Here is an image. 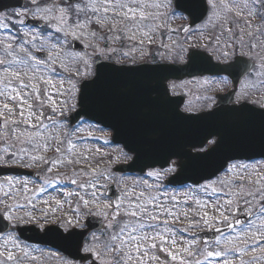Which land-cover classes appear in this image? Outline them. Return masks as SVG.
<instances>
[{
	"label": "snow or ice",
	"instance_id": "6c2138e0",
	"mask_svg": "<svg viewBox=\"0 0 264 264\" xmlns=\"http://www.w3.org/2000/svg\"><path fill=\"white\" fill-rule=\"evenodd\" d=\"M30 4L31 7L25 12H30L33 19L42 23L22 33L9 31L8 35L0 38V133H2L0 140L8 142L14 138L16 142L31 147H21L18 151L12 152L4 148L5 155L0 156V162L7 164L6 157H10L13 162L19 161L23 167L43 166L46 175L53 173L55 169L56 175L47 176L43 180L38 189L40 192L45 191V185L58 180H67L75 186L74 190L66 191L64 194L79 198V204L74 209L76 216L63 222L58 221L56 227L79 224L80 205L84 209L96 207L98 209L96 215L103 216L107 221V228L111 230L108 241L103 245L104 253L111 259L104 260L101 264H151L153 261L155 264H168L169 261L172 264H210L211 258H216L218 264H251V261L244 259V256L249 254L246 252L249 241L254 245L251 248L252 252L259 247L264 253V168L257 171L254 165L243 162L231 163L216 180L188 188L183 193V199H179L177 195H168L166 198L155 196L152 194L154 185L139 180L131 191L125 190L123 199L115 204L104 203L100 189L105 188L106 184L102 181H112L115 177L106 174L104 170L92 167L88 155L74 151L77 148L74 141L83 139L76 136L80 128L74 132H66L63 136H49L44 138L42 143L36 139L42 137L41 129L47 132L50 127L66 126L51 116L45 117L43 109L46 106H49L54 114L59 112L61 116L66 110L71 111L76 107L75 104H69L68 99L57 101L53 98L52 92L57 96L67 94L69 99H76V93H80L78 102H82V107L86 108L87 90L96 83V79L85 83L81 90L77 88L74 80L66 77L64 73L72 72L73 66L78 64L82 67H75L73 73L75 77L84 79L95 75L92 71L95 58L110 59L112 54L119 51L112 45L120 41L122 36L134 42L129 51L121 53L123 58L131 57L133 63L135 53H139L141 57L151 54L154 57L160 56L161 59H170L173 65L184 66L155 67L150 68L151 70L182 71L185 67L192 66L199 55L197 50H189L184 44L175 41L165 44L161 40L157 50L150 53L145 43L147 41L149 46L155 43L154 34L157 31H176L168 27L167 17L175 16L176 9H182L191 15L189 8L182 5L180 0H152L151 3L148 0H30ZM199 6L202 12L198 19L204 22L205 27L211 24L213 28L220 27L221 33L229 34L231 44L225 41L224 50L217 46L215 49L218 53L217 59L229 57L228 48L234 49L239 46L252 50L264 47V40H261V37H264V0H199ZM148 9L164 11L151 12ZM23 14L25 13L18 15ZM234 18L244 19L245 28L252 27L253 19L260 20L262 24L255 32H245V28H239L237 34L233 28L228 27L230 24L239 27L238 19ZM126 21L130 23H125ZM19 23L23 25L25 21L20 20ZM245 35L249 38L247 41L244 39ZM70 41L86 42L87 47L91 48V53L81 54L72 50L75 45L70 44ZM243 55L241 53V56ZM57 66L61 71L57 70ZM256 68L254 62L242 68L236 67V82L241 78L247 79ZM259 68L264 69V59ZM146 70L149 68L116 69L118 72L127 73ZM257 74L264 76V71ZM65 83L69 85L67 89L64 88ZM41 84L44 85L43 88L40 87ZM172 87L174 86L161 81L157 95L169 103L168 97ZM204 99L210 101L212 97L206 96ZM184 111L187 115L180 116V119L200 118L190 107ZM45 120L50 121V124H45ZM21 125L24 126L22 129ZM216 135L218 134H211L212 137ZM204 142L209 146L205 151L214 150V146L219 144L217 139L209 137H206ZM11 147H15V144ZM49 149L57 153L55 159L34 154ZM121 154L125 159H131L123 150ZM82 163L86 164L87 170L85 167H80L79 170L73 167L71 176L58 170L60 166ZM141 171L143 172V169ZM175 171L176 165L172 164L160 171H149L146 175L161 180ZM6 183L9 189L19 184L21 187L17 191H31L29 189L31 181L28 179L14 181L9 177ZM137 188L140 190L137 191ZM81 191L87 198L80 194ZM11 195V191L4 192L5 197ZM56 203L60 205V201L57 200ZM241 203L243 209L240 207ZM192 204L197 205L198 210L190 211ZM6 207L9 210L6 219L8 221L18 219L11 214L12 206ZM209 207L213 212L211 215L207 211ZM234 207L237 211L244 210L249 219L243 222L239 218L234 222L230 220V216L234 214ZM26 215L29 222L34 219L31 213ZM2 219H5V216L0 214V220ZM44 219L45 223H48L47 213L44 214ZM177 224L181 225L179 229L175 227ZM217 224H222L235 232V236H225L223 241L217 236L209 241L200 235V230L219 233L221 229L216 227ZM234 224L240 226L239 231ZM181 233H188V236H181ZM71 235L69 232L64 239H69ZM4 240L5 243L11 240L15 247H20L16 243V237L11 234L4 237ZM93 240L98 241L99 238L93 234ZM237 242L244 247H240ZM157 251L164 253L167 259L161 262ZM84 252L89 256L101 255L95 247H85ZM28 255L29 253L22 249V256L18 257L12 250L5 248L0 251L2 257L0 264H20ZM88 258L82 257L84 260ZM92 264H95V261Z\"/></svg>",
	"mask_w": 264,
	"mask_h": 264
},
{
	"label": "flooded vegetation",
	"instance_id": "af4514ba",
	"mask_svg": "<svg viewBox=\"0 0 264 264\" xmlns=\"http://www.w3.org/2000/svg\"><path fill=\"white\" fill-rule=\"evenodd\" d=\"M195 48L212 54L218 62L227 63L236 60L238 57H244L249 60V64H252L254 62L258 68V60L249 53L245 54L244 52H242L244 55L241 56V52L235 49L234 53H231L228 58L217 59V52L212 50L210 47L198 46ZM188 49L191 50L190 48ZM155 57L156 58H150L149 61L151 63H162L165 61H170L167 59H161L160 56ZM249 57L251 59H249ZM257 68L247 79L241 78L239 82H236V76L212 75L187 77L182 78L181 80L170 79L167 81V85L174 86L172 87L171 94L173 96H182L181 110L184 114L187 115V113H185L184 111L185 108L190 107L191 111L199 114V116L206 114L207 116L211 117L206 120H204L203 118L196 119V124L188 123L183 125L186 129L189 130V132L184 133L186 141L189 144H197L199 142L205 144V146L203 147H196L194 149V152H204L205 150L209 149L208 144L204 142V138L206 137L215 138L219 142H224L221 147L225 148L227 146L231 148L229 152H242V150L237 147L240 144L247 143V141L245 140V136H248V134L241 133L238 129L246 124H248L250 127V122H253V127H260L262 123L260 115L264 112V83H262V81H264V76L255 74ZM153 96L154 98H156L155 95ZM206 96H211L212 99L210 101L205 100L204 98ZM156 103L159 106V108L157 109H155L153 106L149 107L148 104L143 103L138 107V102L136 103V106L131 103V108H129L130 103L128 102L123 103V106L126 107V109L128 110L127 112H129V109H132V114L136 113L141 115L155 113L162 114L165 112L174 111L165 108V106L170 104V102L167 103L166 101H160L159 99H157ZM146 107L148 108L146 109ZM236 109H239V111H237ZM244 115H247L248 118H244ZM210 121L211 124L209 123ZM236 127H238L237 131H235ZM100 128L104 131L112 133L110 129L102 127ZM204 128L209 129V132L207 134L204 133ZM213 133H216L218 135L212 137L211 134ZM254 137L256 139L257 135H255ZM219 146L220 145L218 144L214 147L219 148ZM259 154L264 156L263 147L260 148ZM257 156L258 155H255L252 158H232L229 161L228 166H230L231 163L243 162L256 166V170L258 171L260 168H264V157ZM176 161L177 160H172V164H176ZM5 166L17 165L7 163L5 164ZM20 167L23 166L20 165ZM24 168L36 171V169H34L35 166H33V168ZM224 171L215 176L210 181H214L218 176H222ZM9 177H11L14 181L17 179L30 180L31 183L29 184V189H31V191H17V189L21 187L19 184H17L15 188L9 189V186L6 183V179ZM44 179L46 178L41 171L35 174H3L0 176V214H3L5 216V219L0 220V230H2L0 231V251L7 248L9 250H12L18 257L22 256V249L24 251H27L29 255L27 257H24L20 261V264H91L94 260L98 261V263L101 264V262L104 260H110V256L106 255L104 252H101V255L99 257L93 254L94 258L92 260L83 262L75 261L65 254L59 252L58 250L52 248L51 246L39 242L36 243L33 241L38 239H40L41 242L54 241L59 235V230L58 227H56V223L58 221L63 222L70 219V211H62L64 215L62 218H60L57 205L52 203L51 199L45 198L51 191L50 187L45 188L44 192L38 191ZM253 179H255L254 173ZM207 182L209 181L203 182L201 184ZM195 186V184H186L178 188H170L164 187V182L161 181L160 187L162 191L185 192L188 190V188ZM217 186L219 187V185ZM249 187H251V185H249ZM9 191H11L12 195L9 197H5L4 192ZM29 201H31V204H29ZM44 201H47V203H44ZM9 205L12 206L11 214L18 219H13L11 221H8L6 219V217L9 215V210L6 206ZM32 205H34L35 207H32ZM240 207L241 209L244 208L242 203ZM240 211L241 215H246L244 210L237 211L234 207V214L231 216L230 220L234 221L236 217H238ZM27 213H31L32 217L34 218L31 222H29L27 219ZM45 213H47L48 223H45ZM236 213L238 214L236 215ZM238 218H242V216ZM80 224L82 225V223ZM41 225H44V227H41ZM81 225H78L79 228L83 227H81ZM60 228L62 229L63 233L70 232V225L62 226ZM179 228L180 227H178V229ZM235 228L237 231H239L240 226L237 225L235 226ZM9 234L16 237V243L19 244L20 247H15L11 240L5 243L4 237L8 236ZM93 234L94 233H92L91 235L93 236ZM105 234L106 231L104 230L101 235L104 236ZM235 234V232H232L230 230L228 233L219 236V238L222 240L225 236H235ZM249 244H252L251 241H249ZM256 257L257 255L249 253L248 255L244 256V259L253 261L256 259ZM0 259H2V257H0ZM151 264H153V262H151Z\"/></svg>",
	"mask_w": 264,
	"mask_h": 264
},
{
	"label": "water",
	"instance_id": "95a60500",
	"mask_svg": "<svg viewBox=\"0 0 264 264\" xmlns=\"http://www.w3.org/2000/svg\"><path fill=\"white\" fill-rule=\"evenodd\" d=\"M180 3L188 7L189 12H191V15H189L188 12L178 9L189 16L190 22L185 27V29L189 30L191 27L202 21L198 19V17L201 16L202 8L199 6V0H180ZM23 6V0H0V12L11 7ZM25 23L36 26L42 22L27 19ZM73 44L75 45L74 49H84V46L79 42H73ZM196 60L192 66L185 67L182 71L171 72H166L163 69L151 70L150 68H173L184 66H177L173 64H164L163 66H153L148 64H142L139 66H119L109 62L97 63L96 75L93 78L96 79V83L87 90L88 99L86 108L82 107V102H79V109L72 115V123L77 122L82 116H85L99 124H103L114 129V142L123 144L129 152L135 154L131 163L116 166L115 171L117 172H142V169L143 172H145L151 167H165L168 165L169 160L172 157H179L181 160L178 163L180 168L177 174L171 177L168 181L169 184L174 185L189 181L199 182L212 178L217 172L224 168L228 160L235 157L251 158L255 155H258L257 157L262 156L259 154V151L260 148L263 147L264 154V125L256 128L253 127V122H250V127L246 124L241 126L239 129L238 127L235 128V131L238 129L241 133L248 134V136H245L247 143L240 144L237 147L240 148L242 152H229L231 148L227 146L222 148L221 145H223L224 142H219V148H215L214 150H209L206 153L192 157V155L190 156L185 150L186 147L184 148V144L187 145L185 137L182 135L184 130H180L181 127L177 128V126L174 125H167V118H171L173 115L163 116L161 113H155V115H151L148 119V117H145L144 115L142 116L141 114H132V109H129V112H127L128 110L123 106V103L125 102L130 103L129 108H131V103L136 106V103L138 102V107L142 103L148 104L150 107L157 105L155 101L157 99L165 101L162 96H158L157 94L160 91V82L163 81L166 83V80L169 77L180 78L187 75L206 73H227L234 75L236 67L240 63V61H237L230 65H220L210 60V62H207L206 64L197 65ZM120 68H149V70L139 73L116 71V69ZM92 80L83 81L80 89L83 90V85L85 83H90ZM153 95H155L156 98H154ZM169 98L170 97H168V100ZM174 99L177 100V98ZM174 99L170 100L174 103ZM179 106V103L172 104L171 109L177 110L178 112ZM147 108L148 107H146V109ZM153 118H159L158 120L163 121L156 123V121H152ZM200 118L206 120L211 117L204 114L200 115ZM244 118H248V116L244 115ZM191 120L192 119H185L184 123L195 124L197 121H195V119ZM209 123L211 124V121ZM151 124H155V126H152ZM177 124L180 125L181 123L178 121ZM255 135H257L256 139L254 137ZM169 147L176 148V150L171 151L169 154L163 153V151ZM130 149H134V151H130ZM185 157L189 159L186 162L183 160ZM8 171L10 170H0V172ZM108 195L114 196L117 199L116 202L119 200L120 195L113 185L109 187ZM87 225L89 226V229H101L103 223L102 220L90 216L88 218ZM225 230L227 229H223L219 233L214 231L206 234L208 237L207 239L212 240ZM87 232L88 230L70 231L72 235L69 239L59 238L52 245L55 248L70 254V256L75 259H82V257H84L82 255V243ZM37 241L41 242L40 239Z\"/></svg>",
	"mask_w": 264,
	"mask_h": 264
},
{
	"label": "rangeland",
	"instance_id": "374dc122",
	"mask_svg": "<svg viewBox=\"0 0 264 264\" xmlns=\"http://www.w3.org/2000/svg\"><path fill=\"white\" fill-rule=\"evenodd\" d=\"M26 2H27V6L22 10L21 9H19V10L14 9V10H10V12L0 13V38H3L6 35H8L9 31H11L13 33L20 31L22 33L25 30L31 29V27H27V26H24V24L21 25L19 23L20 20L24 21L26 17H32L30 12H25L26 9L31 7L30 0H26ZM148 2L151 3L152 0H148ZM148 11H151V12L161 11L162 12L164 10L163 9H160V10L148 9ZM170 11L171 10H169V12ZM19 13H25V14L18 15ZM181 17H183V18H181ZM234 19H238L239 27H237L234 24H230V25H228V27L233 28V30L236 31L237 34H239V28H245V21L242 18H234ZM186 20H187V18L184 15L177 13V11H176L175 16L169 15L167 17V25H168V27H170L172 29H176V31H173V32H164L163 30L157 31L154 34L155 43H153L149 46V45H147V41L145 42L147 51H149L150 53H153L154 51H156L161 40H163V42L165 44H169V43L175 41L176 43L184 44L185 47H187V48L205 46V47H210L214 51L218 45L222 50H224L225 41H227L229 44H231V40L229 39V34L227 32L221 33L220 27L213 28V26L211 24H209L207 27H205L204 22L200 23L199 25L194 27L192 30H190V31H193L191 35L183 37L181 34V31H182V28L184 27V25L186 23ZM125 23H130V22L126 21ZM148 23H151V21H148ZM261 24H262V22L260 20L253 19V20H251L252 27L251 28H245V32L256 31V28L258 26H260ZM244 39L247 41L249 38L247 35H245ZM261 40H264V37H261ZM254 42L255 41H253V43ZM82 43L84 45H86V47H87L86 42H82ZM133 43H134L133 41H129L128 39H125L122 36L120 41H118L112 45V47L119 49V51L112 54L110 60H115L117 62H120L118 60H121L122 62L133 63L131 57L123 58L121 55L122 52L129 51V49L133 46ZM70 44H71V41H70ZM235 49L241 53L242 52H244L245 54L249 53L250 55H252L254 58H256L258 60L259 64H258V68H257V71L255 74H257L259 71H264V69L259 68V65L261 64L262 59H264V47H257L255 49L249 50V48H247V47L240 48L239 46H236L234 49L228 48L227 50L231 54V53H234ZM160 50H163V49H160ZM80 53L81 54H85V53L90 54L91 48L87 47L86 51L80 52ZM216 55H218V53ZM151 56L152 55L149 54L147 56L141 57L139 53H135V63H136V61L141 62L142 60L150 59ZM98 59L109 60L108 57H103V58L96 57L95 61ZM167 60H170V59H167ZM70 64H71V61H70ZM94 64L92 65L93 73H94ZM75 67H82V66L78 65V64L74 65L72 72L64 73V75L66 77H71L74 80V82L76 83L77 88H79V85L83 79L77 78L73 75V73L75 71ZM57 70L61 71L59 69V66H57ZM90 77H92V76H88L86 78H90ZM40 87L43 88L44 85L41 84ZM68 87H69V85L67 83H65L64 88L67 89ZM52 95H53V98L56 99L57 101L62 100V99H68L69 104L77 105L78 93H76V99H69L67 94L65 96H57L55 94V92H52ZM75 109H76V107H75ZM75 109H73L71 111L66 110L64 112L63 116H61L59 114V112L54 114L51 111V108L49 106H46L43 109L44 116L45 117L51 116L54 119L63 122L66 126L63 128H51L50 127L47 132H45L43 129H41L42 137H37L36 139L42 143L43 139L47 138L49 136H55V135L63 136L64 133L71 132V130L69 131V128H68L69 123H67L68 119L66 121V117H69L70 113L72 111H74ZM25 115H27V112H25ZM17 116H18V110H17ZM44 123L50 124V121L45 120ZM20 127L22 129L24 126L21 125ZM90 133H91V135H89ZM0 135H2V133H0ZM76 136L83 137V139L82 140L77 139L74 141L77 144V148L74 151L83 152L84 155H88L90 157L89 163L91 164L92 167H96L100 170H104L106 172V174L114 176L115 177L114 180L102 181V183H105L106 187L110 183H115L119 187V189L123 192V198H124V194H125L126 189L131 191V189L137 183V181L144 180L148 184L154 185L152 194L155 196L166 198L168 195H177L179 199H183V192L184 191H179L177 193L172 192V191H162L161 187H160L162 179L156 180L154 177H148L147 175L140 177V178L129 177V176L123 177V176L117 175L113 171V167L117 164L126 162L128 159H125L124 156L121 154L122 149H120L119 147H115V146L113 147V146L109 145L110 138L108 137L107 132L102 131V130L97 129V128L94 129V128H92V126L91 127H86V126L83 127L82 126L80 128V131L76 133ZM12 144H15V147H11ZM21 147H31V146L20 144V143L16 142L14 138H12L8 142H4L3 140H0V156L5 155L3 153L4 148H8L9 152H12V151H18V149ZM85 149H90L91 151L88 152V151H85ZM123 152L126 153L125 151H123ZM34 154L45 155L48 159H55L57 157V153H55L51 149L47 150L46 152L43 150H40ZM6 159H7V163L20 164L19 161L13 162L10 157H6ZM26 162H28L27 159H26ZM3 164H5V163L0 162V165H3ZM36 167L39 169H43V166H36ZM73 167H75L77 170H79L80 167H85V170H87L86 164H83V163L79 164V165H73V166H67V167L60 166L58 170H59V172L64 173L67 176H71ZM155 171H160V170H155ZM43 173H45L44 170H43ZM55 175H56V170L54 169L53 173L46 175V178H47V176H55ZM50 186L52 188V192H51V194H49L50 196L49 195L46 196V199H47V197L51 198L52 202L54 204H57L56 203L57 200L60 201V205H58V209L60 210L59 211V217H63L62 215H64V213L61 212V210H67L66 212L70 211V219L75 217L76 213L74 212V209H76L78 204H79V198L77 196H70L69 197V196H66L64 194L66 191L74 190L75 186L71 185L67 180H62V181L58 180L57 182L51 183L49 185H45L46 188L50 187ZM106 187L103 189H100V191L103 193V196L101 197V199L104 203H111L110 200H108L105 196ZM139 190L140 189L137 188V191H139ZM80 194L85 195V198H87L86 194L83 191H81ZM124 203L126 205L127 201L125 200ZM80 207H81V215L79 216V224L74 223V224L70 225V227L80 225V223H82L85 220V218L88 214H95L96 215V212L98 211V209L94 206H90L89 209H84L82 207V205H80ZM196 210H198L197 205L192 204L190 211H196ZM207 211H209L210 215L213 214L212 209L210 207L207 209ZM121 219H124V217H121ZM230 219H231V216H230ZM217 225H221V224H217ZM175 227H176V225H175ZM191 231H196V230H191ZM110 235H111V230L108 229L104 237L96 235V237H98L99 240L94 241L92 238L90 243L88 245H86L85 247H95L97 251L104 252L103 245L105 242L108 241ZM180 235L181 236H188V233H184V234L181 233ZM221 241H223V239ZM237 243L239 244V242H237ZM239 246L244 247L243 244H239ZM253 246H254L253 244H248V246L246 248V252H248L250 254L257 255L256 259L251 261V264H264V253H262L260 251L259 247H256L255 252H252L251 248ZM157 255H159L161 262H163L167 259L164 253H160L157 251ZM201 259H203V258H201ZM169 263L172 264L171 261H169L168 264ZM153 264H155L154 261H153ZM210 264H218L217 259L211 258Z\"/></svg>",
	"mask_w": 264,
	"mask_h": 264
}]
</instances>
